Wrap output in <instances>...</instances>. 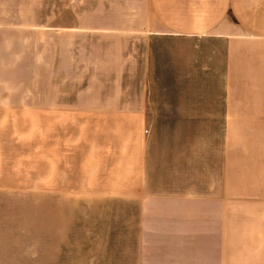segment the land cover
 Segmentation results:
<instances>
[{"label":"crops","instance_id":"obj_1","mask_svg":"<svg viewBox=\"0 0 264 264\" xmlns=\"http://www.w3.org/2000/svg\"><path fill=\"white\" fill-rule=\"evenodd\" d=\"M19 189L43 211L0 218V258L264 264V0H0Z\"/></svg>","mask_w":264,"mask_h":264},{"label":"rangeland","instance_id":"obj_2","mask_svg":"<svg viewBox=\"0 0 264 264\" xmlns=\"http://www.w3.org/2000/svg\"><path fill=\"white\" fill-rule=\"evenodd\" d=\"M88 85V78L83 77V87ZM79 211H86V206H75ZM43 211L41 190H0V218H13L11 214H40ZM67 211L68 206H67ZM10 216V217H9ZM5 221H1L3 223ZM7 223V222H6ZM16 251V250H14ZM16 252H3L0 264H42L40 259L17 261ZM20 255V254H19Z\"/></svg>","mask_w":264,"mask_h":264}]
</instances>
